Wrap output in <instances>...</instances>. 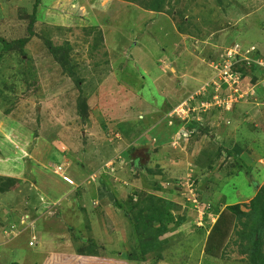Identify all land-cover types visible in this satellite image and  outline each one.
<instances>
[{
	"label": "rangeland",
	"instance_id": "374dc122",
	"mask_svg": "<svg viewBox=\"0 0 264 264\" xmlns=\"http://www.w3.org/2000/svg\"><path fill=\"white\" fill-rule=\"evenodd\" d=\"M35 1L0 0V264H250L232 231L204 250L264 187V80L243 64L264 59V0H40L29 36ZM148 195L184 218L161 260L133 223Z\"/></svg>",
	"mask_w": 264,
	"mask_h": 264
},
{
	"label": "trees",
	"instance_id": "16d2710c",
	"mask_svg": "<svg viewBox=\"0 0 264 264\" xmlns=\"http://www.w3.org/2000/svg\"><path fill=\"white\" fill-rule=\"evenodd\" d=\"M165 2L166 0H149L146 3V8L152 12L158 13L161 11ZM39 3L40 0H36L33 5V13L28 28L29 36L33 35L31 29L35 23V13ZM28 41L29 37L16 41V44L19 49H23ZM46 45L49 50H52L54 53L55 50L52 48L51 43L46 42ZM9 48V44H4L5 50ZM57 51H61V48H58ZM252 56L254 58H260L256 53H253ZM65 67L66 66H63L64 70H66ZM250 68L256 69L255 66ZM66 72H68L69 76H72L71 70H66ZM259 72L262 76H257L255 81L260 82L264 80V73L261 71ZM8 184L9 183L4 184L0 180V193L6 191V186ZM246 207L248 209L247 212H241L239 205L226 206L222 211L218 210L216 212L217 219L211 226L205 243L204 253L206 256L214 258L219 254L222 255L226 247V239L232 231V234L236 236L238 240L239 253L245 256L250 264H264V187L258 189L255 197ZM177 210L178 207L175 204L163 198L151 195L144 198L143 208L134 216L133 222L139 240V249L142 259L148 254L156 251L159 252L156 254V259H162L160 252L163 250L166 240H160V238L169 231L167 228L169 224L172 227H178L184 223L183 217L173 214V212ZM108 228L112 229L110 225H108ZM93 255L95 254L92 250H88L82 255L78 254V256L96 257ZM60 258L62 259V256H60ZM128 260L131 262L136 261V254L132 252ZM103 261L108 264L107 260Z\"/></svg>",
	"mask_w": 264,
	"mask_h": 264
},
{
	"label": "built area",
	"instance_id": "2783aa9c",
	"mask_svg": "<svg viewBox=\"0 0 264 264\" xmlns=\"http://www.w3.org/2000/svg\"><path fill=\"white\" fill-rule=\"evenodd\" d=\"M236 50H238V46H236ZM254 51L255 50L253 48H251L250 50L245 52V56H249V57L243 58V62H244L243 64L246 66H249V67L255 66V68L258 71H261L264 73V59L263 58H254L252 56ZM230 56H231V54H230ZM231 61L232 62L229 63V66L227 69L228 72L230 71L229 68H231L233 65L237 64V60L235 59V56H233V59ZM241 63H242V61H241ZM234 75L236 77L238 74L235 73ZM223 77H227L228 79H230L229 81H232V83H237L236 81L232 80L233 75L231 73L229 74L225 71V72H223ZM227 78H225V81H228ZM240 97H242V96H240Z\"/></svg>",
	"mask_w": 264,
	"mask_h": 264
}]
</instances>
